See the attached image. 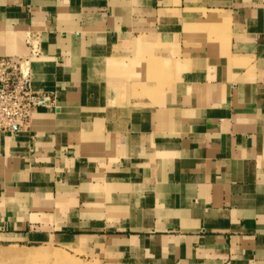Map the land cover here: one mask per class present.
Masks as SVG:
<instances>
[{
	"label": "crops",
	"instance_id": "0c3cea01",
	"mask_svg": "<svg viewBox=\"0 0 264 264\" xmlns=\"http://www.w3.org/2000/svg\"><path fill=\"white\" fill-rule=\"evenodd\" d=\"M54 103L0 133V242L104 264H264V0H0V57Z\"/></svg>",
	"mask_w": 264,
	"mask_h": 264
},
{
	"label": "built area",
	"instance_id": "2783aa9c",
	"mask_svg": "<svg viewBox=\"0 0 264 264\" xmlns=\"http://www.w3.org/2000/svg\"><path fill=\"white\" fill-rule=\"evenodd\" d=\"M31 38L30 57H0V133L14 135L29 131L34 109L54 103L51 95L32 90L30 59L41 52L37 39Z\"/></svg>",
	"mask_w": 264,
	"mask_h": 264
},
{
	"label": "rangeland",
	"instance_id": "374dc122",
	"mask_svg": "<svg viewBox=\"0 0 264 264\" xmlns=\"http://www.w3.org/2000/svg\"><path fill=\"white\" fill-rule=\"evenodd\" d=\"M27 250L33 253H40L38 258H17L10 256H2L3 252H7L12 248ZM50 252L54 256L46 258L44 253ZM44 255V256H42ZM0 264H104L98 258L83 251L74 249H66L58 245H26L0 242Z\"/></svg>",
	"mask_w": 264,
	"mask_h": 264
},
{
	"label": "bare ground",
	"instance_id": "6f19581e",
	"mask_svg": "<svg viewBox=\"0 0 264 264\" xmlns=\"http://www.w3.org/2000/svg\"><path fill=\"white\" fill-rule=\"evenodd\" d=\"M37 255L41 256L40 253L38 254V253L29 252L27 250L19 249L17 247H14L11 250L2 253V256H10V257H17V258H38ZM44 255L46 258H52V256H54L50 252H46L44 253Z\"/></svg>",
	"mask_w": 264,
	"mask_h": 264
}]
</instances>
